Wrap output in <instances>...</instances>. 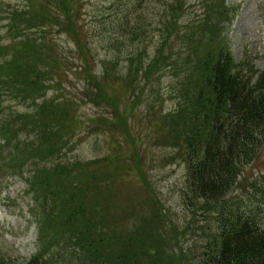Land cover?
<instances>
[{"label":"trees","instance_id":"16d2710c","mask_svg":"<svg viewBox=\"0 0 264 264\" xmlns=\"http://www.w3.org/2000/svg\"><path fill=\"white\" fill-rule=\"evenodd\" d=\"M178 1L163 6L164 21L173 18ZM206 3L200 20L184 30L174 20L164 27L167 43L144 73L148 78L157 64H166L184 86L179 88L178 107L162 117L158 140L178 149L196 207L215 217L206 248L196 261L176 253L166 212L153 196L146 197L149 184L136 190L143 196V201L135 203L137 208L118 211L116 195L123 188L125 173L118 171L121 167L114 161H120L119 154L93 163L60 159L72 143L79 116L67 101L45 98L52 89L47 84L64 74L65 64L50 30L59 27L61 34L75 39L68 29L77 9L75 0L73 8L67 0H31L28 8L7 10L9 32L16 41L11 60L0 62V150L15 155L7 161L5 157L2 168L22 178L33 168L29 175L33 180L26 182L28 186L32 182L33 193L38 188L41 195L37 196L43 199L34 196V218L44 248H51L48 243L59 244L56 238L62 230L67 231L68 241L72 238L74 259L79 258L80 264L85 260L87 264H264V182L252 191L258 200L254 204L226 200L241 173L264 154V73L255 76L245 64L237 63L223 38V24H229L235 10L225 0ZM38 29L44 36L35 34ZM177 36L191 44L179 52L165 51ZM196 38L200 47L195 46ZM83 43L84 39H77L80 53H84ZM5 51L0 46V58ZM88 64V59H81L80 72H89ZM32 99H46L33 100L37 107L32 114H10L3 107L6 101L26 105ZM121 124L123 129L129 125L126 120ZM22 133L29 138L22 139ZM41 250L26 264H54L55 255Z\"/></svg>","mask_w":264,"mask_h":264},{"label":"rangeland","instance_id":"374dc122","mask_svg":"<svg viewBox=\"0 0 264 264\" xmlns=\"http://www.w3.org/2000/svg\"><path fill=\"white\" fill-rule=\"evenodd\" d=\"M173 1L75 0L77 9L68 22L69 32L75 39L61 34L63 30L59 27L50 30L60 45L62 55L59 59L65 64L64 74L47 84L52 89L45 98L67 101L79 116L78 125L73 126L71 132L72 143L67 145L60 159L64 163H93L102 161L107 155L119 154L120 161L118 158L114 161L121 167L118 171L125 173L123 188L116 195L118 211L131 210L135 203L143 201L142 192L136 190L147 189L143 185L149 184L146 197L153 196L156 204L166 212L172 227L168 233L176 253H184L191 261H196L206 248L215 217L212 212L196 207L191 196L189 172L178 149L158 140L162 117L178 107L181 102L178 95L184 86L179 85L176 73L166 68V64H157L151 69L150 77L144 78L156 53L167 43L164 27L174 20L184 30L189 23L200 20L204 8L208 7L206 0H179L173 18L170 16L164 21L160 12L165 4ZM67 2L73 8L74 0ZM225 5L235 10L229 24H223V38L235 61L245 64L255 76L264 73V0H225ZM29 6L31 0H0V46L6 50V56L0 58L2 63L13 57L11 50L16 41L9 32L7 10ZM62 6L61 1L59 7ZM59 13L64 17L61 9ZM35 34L44 36L40 29L35 30ZM78 38L84 39V53L79 51ZM198 40L196 38V47H200ZM186 43L191 44V41L173 37L165 51L175 48L179 52ZM84 57L88 59L89 72L79 70ZM117 83L115 89L110 87ZM41 99H32L26 105L6 101L3 107L8 108L10 114L28 115L35 112L36 102L46 100ZM124 120L129 125L123 129ZM21 135L22 139L29 138L26 133ZM7 154V149L0 150V264H26L38 255L40 248L41 252L44 249L49 255H55L54 264H80L79 258L74 259L72 238L68 241L64 237L67 231L61 230L58 234L59 244L48 243L50 249L41 244L34 218V196L41 194L38 188L33 193L32 182L30 186L27 184L33 180L30 178L33 168L24 178L13 176L9 168H2L4 158L7 161L15 155ZM24 168L25 171L30 169ZM262 182L264 154L241 173L226 200L254 204L258 200L252 191ZM42 197L45 198V194ZM36 214L42 218L39 210Z\"/></svg>","mask_w":264,"mask_h":264}]
</instances>
